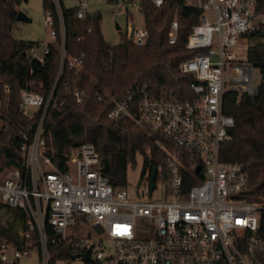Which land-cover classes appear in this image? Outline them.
Returning a JSON list of instances; mask_svg holds the SVG:
<instances>
[{"label":"built area","instance_id":"2783aa9c","mask_svg":"<svg viewBox=\"0 0 264 264\" xmlns=\"http://www.w3.org/2000/svg\"><path fill=\"white\" fill-rule=\"evenodd\" d=\"M109 1H115L130 19L124 35L137 45L144 44L143 0ZM149 1L155 6L163 2ZM180 1L201 10L185 42L186 49L196 52L179 63L180 72L192 76V96L180 100L145 85H134L119 98L105 88L94 95L110 102V118L129 120L160 135L156 141L165 167H157L153 189L149 191L148 176L135 198L120 194L119 187L108 182L93 144L70 148L63 168L47 153L43 125L49 108H60L56 81L65 62L76 71L81 69V58L65 52L57 7L60 40L55 82L46 95L27 84L21 90L17 113L35 118V124L17 130L22 167L8 169L0 177V202L22 209L27 218V229L18 231L19 245L0 242L1 264H18L31 252L38 254L40 264H47L50 248L57 243L70 244L71 255L87 264H264V239L258 233L264 204L250 194L243 163L220 158V146L231 139L235 124L222 110L223 95L229 90L256 93L257 74L247 59L246 34L264 14L256 11V0ZM87 5V0L76 3L83 13ZM43 24L54 41L57 33L50 13H45ZM178 26L175 17L168 31L169 44L175 43ZM49 43L38 41L27 52L42 61ZM65 88L77 102L87 95L77 87ZM0 125L9 127L1 100ZM158 183L162 195L153 199L150 196ZM77 220L85 230L81 236L74 232Z\"/></svg>","mask_w":264,"mask_h":264},{"label":"trees","instance_id":"16d2710c","mask_svg":"<svg viewBox=\"0 0 264 264\" xmlns=\"http://www.w3.org/2000/svg\"><path fill=\"white\" fill-rule=\"evenodd\" d=\"M22 3L24 0H0V100L9 121L7 129L0 125V177L8 169L22 167L17 130H25L27 123L35 124V118H22L17 113L21 90L27 84V88L46 95L55 82L59 65L58 8L65 52L81 58V69L76 71L65 62L56 81V102L60 108L50 107L43 125L48 155L53 154L54 162L63 168L64 154L70 148L91 143L99 153L102 174L114 188L123 186L127 168L136 163L137 155L142 157L141 176L148 177L152 166L164 168L163 151L156 141L159 133L126 119L110 118V102L99 101L94 95L105 88L119 98L130 87L145 85L156 92L165 90L173 98H190L192 76L180 72L179 63L196 52L186 49L185 42L191 27L199 22L201 10L184 6L180 0H163L160 6L143 0L141 8L147 30L144 44L137 45L121 33L120 42L112 45L101 33L99 10L84 13L85 30L79 36L71 23L76 6H65L62 0H41L43 12L52 15L57 36L40 61L27 52L38 41L12 36L18 11L15 7ZM256 11L264 14V0H256ZM175 17L178 35L175 43L169 44L168 31ZM246 36L247 59L257 70L259 80L253 95L234 90L224 93L222 110L233 117L235 124L231 139L220 146V158L243 163L250 194L264 204V21H257L256 28ZM66 86L85 90L87 95L77 102ZM0 207L9 217L7 225L0 219V242L19 245L18 231L27 229L26 215L18 207L4 203ZM258 233L264 239V209L259 214ZM72 253L70 244H53L47 264L70 260Z\"/></svg>","mask_w":264,"mask_h":264},{"label":"rangeland","instance_id":"374dc122","mask_svg":"<svg viewBox=\"0 0 264 264\" xmlns=\"http://www.w3.org/2000/svg\"><path fill=\"white\" fill-rule=\"evenodd\" d=\"M78 0H62L65 6H76ZM121 2L122 0H118ZM87 10H99L102 18L100 21V29L103 35V38L112 45H117L120 42V34L125 32L127 23H130V19L126 18L125 14L119 10L118 5L115 1L109 0H87ZM17 10H22L29 17V21H20L16 20L12 27V36L16 39L22 40H33V41H49L52 42L53 39L49 37L47 31L44 27L43 20L45 13L41 7V0H27L22 3L20 6H17ZM83 11L79 10L76 7L74 14L71 17L72 24L76 29L83 27ZM134 22H137V17L133 13ZM258 21H264V15H261ZM116 25H119L117 28ZM80 34L79 32L77 35ZM59 46V43L57 44ZM245 51H242L241 54H244ZM254 73L257 74L254 77V83L257 84L259 80V74L257 70H254ZM142 166V157L137 155L136 163L132 166H128L126 171V181L123 186L119 187L117 191L120 194H125L128 198H135L143 189V184L147 178V175L141 176ZM162 195V185L158 183L151 198L159 199ZM1 203V202H0ZM0 219L4 225H7L9 222L8 214L5 212V209L0 207ZM82 223L77 220L75 223L74 232L78 235H83L85 233L84 228L81 229ZM88 228V225L85 226ZM18 264H40L38 254L36 252H31L29 255L24 256L19 259ZM60 264H85L82 257H75L62 262Z\"/></svg>","mask_w":264,"mask_h":264},{"label":"water","instance_id":"95a60500","mask_svg":"<svg viewBox=\"0 0 264 264\" xmlns=\"http://www.w3.org/2000/svg\"><path fill=\"white\" fill-rule=\"evenodd\" d=\"M27 0H24V2H26ZM16 20H20V21H29V17L27 16V14L25 12H23L22 10H18L16 13ZM117 28H119V25H116ZM156 166H152L151 170H150V174H149V180H148V185H149V191H151L154 187V180H155V176H156ZM75 255H71V258H75Z\"/></svg>","mask_w":264,"mask_h":264},{"label":"crops","instance_id":"0c3cea01","mask_svg":"<svg viewBox=\"0 0 264 264\" xmlns=\"http://www.w3.org/2000/svg\"><path fill=\"white\" fill-rule=\"evenodd\" d=\"M75 6V5H74ZM16 9H17V7H15ZM83 21H84V14H83ZM71 23H72V20H71ZM72 26H73V24H72ZM73 28H74V30H75V32L76 33H82V30L84 29V25H83V27H81V28H79V29H76L74 26H73ZM79 35V34H78Z\"/></svg>","mask_w":264,"mask_h":264}]
</instances>
